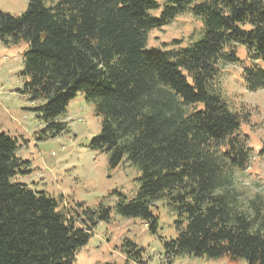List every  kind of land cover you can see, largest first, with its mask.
I'll list each match as a JSON object with an SVG mask.
<instances>
[{"label": "trees", "instance_id": "16d2710c", "mask_svg": "<svg viewBox=\"0 0 264 264\" xmlns=\"http://www.w3.org/2000/svg\"><path fill=\"white\" fill-rule=\"evenodd\" d=\"M185 12L201 19L199 39L146 46L149 30ZM0 39L26 43L24 92L45 100L44 135L66 129L56 117L82 92L100 118L88 147L107 153L112 167L125 160L139 169L135 197L114 191L119 214L154 232V202L177 210V234L163 241L167 262L186 253L264 264V199L239 207L232 187L233 172L251 158L240 132L247 113L229 107L216 84L243 44L253 62L242 67L244 86L264 88V0H28L18 15L0 9ZM25 164L0 131V264H74L110 209L85 208L76 224L56 199L13 180Z\"/></svg>", "mask_w": 264, "mask_h": 264}, {"label": "rangeland", "instance_id": "374dc122", "mask_svg": "<svg viewBox=\"0 0 264 264\" xmlns=\"http://www.w3.org/2000/svg\"><path fill=\"white\" fill-rule=\"evenodd\" d=\"M156 1L161 4L164 0ZM27 3L28 0H0V9L18 15ZM150 13L156 15L159 10ZM201 35V19L185 12L169 24L149 30L146 46L171 48L170 42L176 38L183 46ZM25 49L23 41L5 43L0 39V131L14 139L16 155L27 161L22 166L26 172L17 173L13 180L56 199L58 208L74 217L78 225L82 224L81 217H85V208L110 209L109 219L92 227L88 242L75 255L74 264H246L227 257L210 259L186 253L167 262L163 241L177 234V210L165 199L154 202L151 206L157 218L154 232L142 218L118 213L120 196L114 191L122 192L127 199L135 197L140 171L125 160L112 167L107 153L88 147L91 138L100 131V118L94 113L93 102L87 101L82 92L56 117L57 121L66 122V129L53 137L44 135L46 126L39 107L45 100H31L24 92ZM235 53L238 61L221 65L216 84L229 107L247 113L240 123V132L248 137L251 158L248 167L235 170L232 178L236 205L245 208L252 199H264V88L246 90L242 67L253 62L243 44L236 45ZM258 63L264 67L262 60ZM136 249H141L138 254Z\"/></svg>", "mask_w": 264, "mask_h": 264}]
</instances>
